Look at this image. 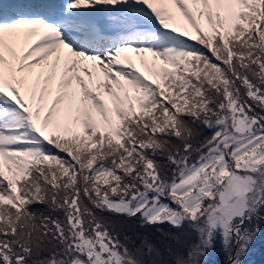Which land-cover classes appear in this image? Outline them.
Masks as SVG:
<instances>
[{"label":"snow or ice","instance_id":"snow-or-ice-1","mask_svg":"<svg viewBox=\"0 0 264 264\" xmlns=\"http://www.w3.org/2000/svg\"><path fill=\"white\" fill-rule=\"evenodd\" d=\"M104 212L189 225L160 264L217 242L244 264L264 234V0L0 3V264H157Z\"/></svg>","mask_w":264,"mask_h":264},{"label":"trees","instance_id":"trees-1","mask_svg":"<svg viewBox=\"0 0 264 264\" xmlns=\"http://www.w3.org/2000/svg\"><path fill=\"white\" fill-rule=\"evenodd\" d=\"M202 131V137H207L212 134V130L204 128L199 125ZM161 161L164 160L160 157ZM36 209L41 211H48L45 205L37 204L34 206ZM53 215H56L53 213ZM100 215L110 218L116 224V230L119 232L120 239L127 243L130 248H142L146 261H156L160 264L161 261L168 262L173 259V254L177 251L186 249L188 246L187 239L196 238V235L190 236V226L185 224L183 227H175L169 223L163 224H141L139 216L137 217H126V216H115L111 213H100ZM193 233V232H192ZM125 237L129 239L125 240ZM147 240L154 246V251L149 255L147 246L143 244V241ZM183 246V249L180 247ZM171 249V252L169 251ZM224 254V253H222ZM46 256L47 253H44ZM171 257V258H170Z\"/></svg>","mask_w":264,"mask_h":264},{"label":"rangeland","instance_id":"rangeland-1","mask_svg":"<svg viewBox=\"0 0 264 264\" xmlns=\"http://www.w3.org/2000/svg\"><path fill=\"white\" fill-rule=\"evenodd\" d=\"M135 55V54H132ZM193 231L190 230V236L196 235ZM196 239V238H195ZM193 239V241L195 240ZM192 243L191 239H187V244L189 245ZM219 247H223L222 244L217 242L216 247L214 250L211 251V254L208 258V264H219L214 258H213V253L216 252V250H219ZM183 249V246L180 247ZM228 253L226 254H219L220 259H227L228 258ZM171 258V257H170ZM244 264H264V234H261L255 243L249 248L248 252L244 256Z\"/></svg>","mask_w":264,"mask_h":264},{"label":"water","instance_id":"water-1","mask_svg":"<svg viewBox=\"0 0 264 264\" xmlns=\"http://www.w3.org/2000/svg\"><path fill=\"white\" fill-rule=\"evenodd\" d=\"M228 263H229V261L227 263H224V264H228Z\"/></svg>","mask_w":264,"mask_h":264}]
</instances>
